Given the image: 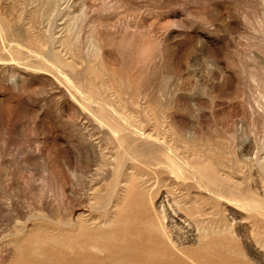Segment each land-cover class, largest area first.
I'll return each mask as SVG.
<instances>
[{
  "label": "rangeland",
  "instance_id": "374dc122",
  "mask_svg": "<svg viewBox=\"0 0 264 264\" xmlns=\"http://www.w3.org/2000/svg\"><path fill=\"white\" fill-rule=\"evenodd\" d=\"M0 264H264V0H0Z\"/></svg>",
  "mask_w": 264,
  "mask_h": 264
}]
</instances>
